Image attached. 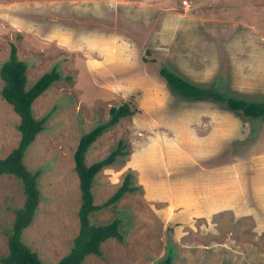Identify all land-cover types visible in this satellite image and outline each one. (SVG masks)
I'll use <instances>...</instances> for the list:
<instances>
[{
  "label": "rangeland",
  "instance_id": "obj_1",
  "mask_svg": "<svg viewBox=\"0 0 264 264\" xmlns=\"http://www.w3.org/2000/svg\"><path fill=\"white\" fill-rule=\"evenodd\" d=\"M12 45L27 64L26 87L53 67L60 74L31 104L35 118H48L23 157L27 169L40 174L39 203L21 236L42 263L56 264L79 231L73 152L80 136L109 120L110 107L128 103L133 113L110 125L85 155L90 164L119 140L126 145L127 155H118L94 177L93 203L102 205L126 174L137 189L89 214L93 225L118 218L123 239L107 238L102 254H89L81 264H158L168 254L173 264H264V235L250 233L249 227L230 241L233 225L220 230L223 226L213 229L196 220L187 231L193 250L181 249L180 224L159 215L161 206L147 199L131 169L134 156L141 170L152 165L157 178L168 180V155H178L180 147L164 128L170 122L179 126L177 110L191 108L192 102L227 108L224 102L187 99L172 90L159 74L161 66L198 86L264 101V0H0V66ZM2 86L0 78V91ZM235 114L250 136L264 122ZM18 123L0 93V158L17 146ZM178 172H171L172 180ZM23 201L21 180L1 174L0 256L8 252L14 210ZM228 250L235 257L224 254Z\"/></svg>",
  "mask_w": 264,
  "mask_h": 264
},
{
  "label": "crops",
  "instance_id": "obj_2",
  "mask_svg": "<svg viewBox=\"0 0 264 264\" xmlns=\"http://www.w3.org/2000/svg\"><path fill=\"white\" fill-rule=\"evenodd\" d=\"M192 103L191 108L177 110L179 126L170 122L164 128L168 140L180 147L178 155H168V180L157 178L152 165L141 170L131 156V169L140 176L147 199L161 206L159 215L165 221L170 218L180 224L176 239L187 252L195 245L187 231L196 220L213 229L223 226L220 230L233 225L230 241L242 227L264 235V122L250 136V128L236 121L234 111ZM176 168L178 177L172 180ZM224 254L235 257L232 250Z\"/></svg>",
  "mask_w": 264,
  "mask_h": 264
},
{
  "label": "trees",
  "instance_id": "obj_3",
  "mask_svg": "<svg viewBox=\"0 0 264 264\" xmlns=\"http://www.w3.org/2000/svg\"><path fill=\"white\" fill-rule=\"evenodd\" d=\"M27 64L16 55L15 46H11L9 58L0 66V78L3 81L1 97L11 104L13 110L19 116L18 131L20 138L17 146L5 157L0 158V175L10 174L20 179L24 194L23 204L14 210L12 226L7 234L8 252L0 256L2 264H44L37 254L22 241V231L27 227L35 213L39 203L38 177L40 172H31L23 162V157L29 145L36 135L44 128L48 115L35 118L32 113V102L44 92L54 81L60 78L58 70H51L40 75L31 86L27 85ZM159 74L165 79L172 90L183 95L187 99L204 100L213 99L224 102L226 107L234 112H240L245 116L264 118V101L246 100L227 95L210 87H201L179 75L167 66L159 68ZM133 110L128 103L112 106L109 109L110 118L106 122L96 125L94 128L80 136L73 152L74 169L78 177L81 202L78 210L79 231L73 239L70 251L62 256L56 264H81L89 254L101 255V244L109 237L122 241L123 236L119 231L120 220L114 218L108 223L93 225L89 222L91 211L116 202L125 192H133L137 189L132 185V175L126 174L122 184L102 205L93 203L91 191L92 182L96 174L106 165L112 164L116 157L127 155L126 145L123 140L118 141L115 149L105 157L90 164H86L85 155L94 140L100 136L110 125L119 121L121 117L131 115ZM171 254L166 255L158 264H173Z\"/></svg>",
  "mask_w": 264,
  "mask_h": 264
}]
</instances>
